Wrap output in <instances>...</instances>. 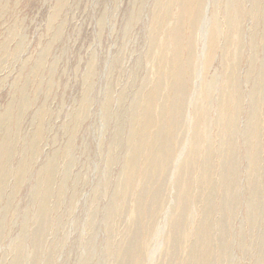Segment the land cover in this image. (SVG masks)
Listing matches in <instances>:
<instances>
[{
  "label": "rangeland",
  "instance_id": "rangeland-1",
  "mask_svg": "<svg viewBox=\"0 0 264 264\" xmlns=\"http://www.w3.org/2000/svg\"><path fill=\"white\" fill-rule=\"evenodd\" d=\"M0 264H264V0H0Z\"/></svg>",
  "mask_w": 264,
  "mask_h": 264
}]
</instances>
